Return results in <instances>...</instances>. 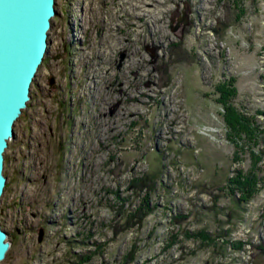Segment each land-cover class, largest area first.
Instances as JSON below:
<instances>
[{"label":"rangeland","instance_id":"1","mask_svg":"<svg viewBox=\"0 0 264 264\" xmlns=\"http://www.w3.org/2000/svg\"><path fill=\"white\" fill-rule=\"evenodd\" d=\"M54 7L3 154L10 247L0 264H264L253 250L264 243V156L247 204L217 189L252 160L244 147L231 162L212 94L235 80L233 105L253 120L264 155V0ZM144 174L152 189L141 188Z\"/></svg>","mask_w":264,"mask_h":264},{"label":"water","instance_id":"2","mask_svg":"<svg viewBox=\"0 0 264 264\" xmlns=\"http://www.w3.org/2000/svg\"><path fill=\"white\" fill-rule=\"evenodd\" d=\"M55 0H0V197L5 186L3 154L13 126L30 100V85L48 50ZM121 59V57H120ZM41 231L38 232V241ZM0 227V262L10 247Z\"/></svg>","mask_w":264,"mask_h":264},{"label":"trees","instance_id":"3","mask_svg":"<svg viewBox=\"0 0 264 264\" xmlns=\"http://www.w3.org/2000/svg\"><path fill=\"white\" fill-rule=\"evenodd\" d=\"M212 94L213 101L221 110L220 116L226 131L225 138L230 142L234 149L230 157L231 162L234 163L240 160L239 155L245 151H248V155L252 160L249 169L246 171L241 169L232 171L230 176L225 179L223 186L217 187V189L219 191L222 190L227 192L228 195L232 197L235 204L240 206L245 205L258 192L261 181V170L256 167L255 164L262 158V156H264L261 151H258L259 149H256L258 147L259 132L256 131L257 128L253 123V120L241 114V112L233 105L232 101L236 96L235 80L233 78L227 77L222 81L217 82L213 86ZM245 141L246 143L248 142L247 145H244ZM238 145L242 148H238ZM244 147H246L245 151ZM139 181L141 182V188L143 186L149 190V188L152 189L154 185L155 177L153 174H144ZM234 196L237 197L235 198ZM215 201L216 196L213 197V203H215ZM140 210L141 213H139L138 216L131 215L132 218L135 217L138 222L142 220L143 216L149 209L144 205ZM226 215L229 216L228 212ZM176 221L178 222L177 218ZM202 233L203 231H199L191 235L195 237L198 235L200 238H204L205 236ZM227 233L228 230L222 232L224 236H226ZM185 236L189 237L187 233H185ZM242 243L237 241L233 244V249L241 250L243 248ZM253 250H255V253L258 255L264 256V243L262 245L254 246ZM79 260L84 259L80 258Z\"/></svg>","mask_w":264,"mask_h":264}]
</instances>
